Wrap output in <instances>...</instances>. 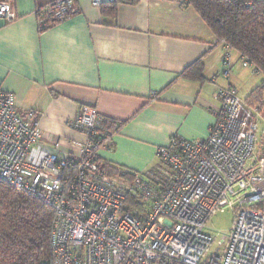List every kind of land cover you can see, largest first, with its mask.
<instances>
[{
  "label": "built area",
  "instance_id": "1",
  "mask_svg": "<svg viewBox=\"0 0 264 264\" xmlns=\"http://www.w3.org/2000/svg\"><path fill=\"white\" fill-rule=\"evenodd\" d=\"M76 13L73 0H54L42 16L52 24ZM0 19H16L10 0H0ZM224 47L228 79L232 50ZM215 98L205 140L171 136L157 148L156 166L127 180L99 167L98 152L116 131H103L95 109L83 107L69 122L87 136L72 157L58 138L46 146L36 113L19 114L14 96L0 90V181L52 209L50 264H264V100L249 105L231 86ZM226 210L231 226L217 240L206 230Z\"/></svg>",
  "mask_w": 264,
  "mask_h": 264
},
{
  "label": "crops",
  "instance_id": "2",
  "mask_svg": "<svg viewBox=\"0 0 264 264\" xmlns=\"http://www.w3.org/2000/svg\"><path fill=\"white\" fill-rule=\"evenodd\" d=\"M10 1L16 19H0V90L14 96L19 114L36 113L46 146L58 138L59 151L76 157L87 136L69 122L93 108L119 126L98 152L99 167L129 180L156 166L171 136L207 138L215 93L231 84L221 75L224 45L191 6L114 0L103 15L91 0H73L76 14L40 32L38 13L54 0ZM197 62L201 79L185 78Z\"/></svg>",
  "mask_w": 264,
  "mask_h": 264
},
{
  "label": "trees",
  "instance_id": "3",
  "mask_svg": "<svg viewBox=\"0 0 264 264\" xmlns=\"http://www.w3.org/2000/svg\"><path fill=\"white\" fill-rule=\"evenodd\" d=\"M187 5L195 10L218 43L228 45L241 61L264 77V0H188ZM107 8V4L100 8L103 15ZM108 13L114 16V8ZM38 20L44 21L40 12ZM56 23L44 21L39 31L44 32ZM201 73L202 64L197 62L183 76L200 80ZM263 96L264 83L246 102L257 105L264 100ZM117 129L105 120L103 131L117 133ZM52 221L49 206L0 181V264H50Z\"/></svg>",
  "mask_w": 264,
  "mask_h": 264
},
{
  "label": "rangeland",
  "instance_id": "4",
  "mask_svg": "<svg viewBox=\"0 0 264 264\" xmlns=\"http://www.w3.org/2000/svg\"><path fill=\"white\" fill-rule=\"evenodd\" d=\"M230 63L229 77L228 79H224L229 81L231 87L236 90L241 99L246 100L254 91L261 88L264 83V77L261 74L254 73L252 67H244L243 62L237 58V55L233 51L231 52ZM261 130L262 126L260 125L258 137ZM231 222L232 213L230 211L226 210L218 213L208 224L206 232L212 236L217 235V240H220L221 236L229 231Z\"/></svg>",
  "mask_w": 264,
  "mask_h": 264
}]
</instances>
